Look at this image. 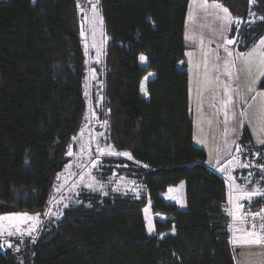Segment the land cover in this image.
Returning <instances> with one entry per match:
<instances>
[{"label":"trees","instance_id":"16d2710c","mask_svg":"<svg viewBox=\"0 0 264 264\" xmlns=\"http://www.w3.org/2000/svg\"><path fill=\"white\" fill-rule=\"evenodd\" d=\"M217 1L233 16L238 51L264 37V0ZM100 2L110 38L102 109L111 144L130 153L105 160L126 165L145 193L83 194L21 251L0 247V264H237L227 182L194 143L189 72L179 66L189 0ZM84 62L75 0H0V213L46 207L83 122ZM238 144L264 186V144L247 126ZM263 209L264 197L246 202L250 215Z\"/></svg>","mask_w":264,"mask_h":264},{"label":"rangeland","instance_id":"374dc122","mask_svg":"<svg viewBox=\"0 0 264 264\" xmlns=\"http://www.w3.org/2000/svg\"><path fill=\"white\" fill-rule=\"evenodd\" d=\"M254 1L252 0V2ZM75 3L79 16V31L85 59L83 88L86 110L83 122L67 148L66 157L68 161L63 169L55 175L46 207L33 212L0 213V217H12V219H0V247L2 249L11 248L14 252H18L24 249L25 244L35 242L45 228H49L62 217L65 209L81 201L83 194L106 196L111 193L141 197L145 193V187L130 177L128 172L124 170L127 167L126 165L107 161L114 157L130 158V153L118 150L111 144L108 135V118L102 109L105 76L109 71L107 55L110 38L106 31L101 2L100 0H91V2L90 0H75ZM93 4L96 6L95 11L92 9ZM205 16L208 20L211 19V14L205 13ZM223 20L225 21L223 15H215V26L217 27L218 24L219 28ZM252 20H255L254 13L251 14L249 21ZM263 47L264 45L259 44L254 48L251 52V63L249 65L246 61L244 72L243 65L245 61L242 63L238 56L228 55L232 48L226 41L221 52V59L224 60L225 57L231 63L225 64L220 69L218 95L216 94L214 101H210V105L207 106L206 109H209V111L201 110L195 103L190 106L194 117V125L197 129L200 130V127H202L207 132L206 136L199 135L194 143L204 148L207 154L209 153V168L220 172L227 182L228 200L224 206V211L232 220L229 223L230 240L237 256L242 245L253 241V238H249L247 233L257 231L246 229L242 224L233 221L240 222L243 217L242 210L246 206L240 204L242 196H244L240 190L244 187L239 186L237 181V173L240 177H243L241 169H239L241 168L239 166L240 160L237 158L242 150L240 149L241 146L238 144L233 159L229 160V157L225 159L223 168L220 167L219 163L225 156L232 154L235 138L239 136L240 122L242 120L246 122L249 118L248 109L254 104H256V107L251 125L254 127L259 121V126L262 127L264 89H259L257 84L264 76ZM225 49H227L226 53H224ZM229 95L231 96V102L225 105ZM249 97H251V101L248 100ZM208 102L209 97L206 96L205 103L208 104ZM244 109H247V113L243 116ZM220 129L221 134L217 137V141L212 140ZM233 140L234 143L231 144ZM229 146L231 147L230 150H228ZM217 147H219L218 155ZM69 152H71V155H69ZM123 153L128 155H123ZM258 156H260L259 153H256L255 159ZM246 164H248L247 160ZM236 169L238 170L235 173ZM249 171H251L252 176L255 174V171ZM252 179L248 183L252 184ZM259 179L261 180V177ZM176 194L174 193V195ZM143 210L147 229L154 232V218L149 202ZM260 213H264V209ZM27 217H34V219H28ZM261 225H264V216L263 220L256 225V228ZM242 247L245 248L246 246Z\"/></svg>","mask_w":264,"mask_h":264},{"label":"crops","instance_id":"0c3cea01","mask_svg":"<svg viewBox=\"0 0 264 264\" xmlns=\"http://www.w3.org/2000/svg\"><path fill=\"white\" fill-rule=\"evenodd\" d=\"M227 9L228 13H225L223 9ZM205 13L211 14V19L208 20L205 16ZM223 15L226 17L228 14H230L232 22H229L227 20H223L220 27L218 28L215 26V15ZM233 23V16L228 9L226 5H224L222 2L217 0H189V6L187 11V17H186V23H185V33H184V40L185 43L188 45L185 51V60L183 62H180L179 66L181 68H185L189 72V100H190V106L195 103L197 104L201 110L209 111V109H206L207 106L210 105V101H214V98L216 97V94L218 95L219 91V82L218 77L220 76V69L225 64L228 65L231 63V61L224 57V60L221 59V52L223 51L224 44L229 39L228 33L231 28V25ZM189 34V35H188ZM259 45V41L257 44H255L250 50H248L245 53H242L237 50L235 43L230 44L232 51V55L238 56L239 60L241 62H244L243 65V71L245 72V65L246 61H248L249 65L251 63V52L254 50V48ZM264 49V47H263ZM264 51V50H263ZM191 53V55H189ZM226 53V51L224 52ZM237 54V55H236ZM235 62V60H234ZM249 68V66H248ZM251 71V69L249 68ZM247 75V73H245ZM259 84V82H258ZM257 84V87H258ZM263 90V89H262ZM209 97L208 104L205 103V97ZM248 100L251 101V97L248 98ZM214 105V104H213ZM211 107V106H210ZM252 107V108H251ZM249 107V118H247L246 122L241 121L239 126V132L238 135L240 136L241 131L244 126H247L252 134L253 140L256 144H261L258 141L264 140V117L262 120V127L259 126V121L255 124L254 127L251 125V120L254 114V109L256 107V104ZM247 113V109H244L243 116ZM194 121V117H193ZM194 123V122H193ZM193 135L194 140L198 138L199 135H207V132L200 127V130L197 129L196 125H194L193 129ZM221 134V129L218 134H215L212 140L217 141V137ZM235 138L231 142V144L234 143L233 146V152L232 154H229L225 156L220 164V167L223 168L225 159L229 157L230 159H233L234 154L236 151V148H238V139ZM206 145V143H205ZM217 146V144H215ZM230 146L229 149L230 150ZM219 154V147H217V155ZM238 154V153H237ZM207 164L210 160L209 153L207 154ZM238 160H240L239 166L241 168V173L243 177H240L239 173L237 177V181L239 186L244 187V189H241L240 192L243 193L244 196L241 199L240 204L246 205V202L253 199H249L247 197V193L253 191V190H259L261 192H264V186L260 184L258 180L251 182V178H253L252 175H250L251 171L246 170V167H243L242 165H248L246 164V160L241 157V154H238ZM248 163V161H247ZM225 166V165H224ZM238 169L235 170V173ZM220 173V172H218ZM221 174V173H220ZM225 178V177H224ZM247 181V182H246ZM244 184V186H243ZM241 188V187H240ZM227 193H228V186H227ZM228 195V194H227ZM228 200V196H227ZM150 204V203H149ZM260 213V212H259ZM250 215L248 212L242 210V218L240 219V222L237 220H233L236 223L242 224L243 227L246 229H253L252 226H247L245 223L246 217ZM229 217V216H228ZM232 222L231 218L229 217V223ZM149 234H156V230L149 231ZM253 230L255 231L257 237H264V229L261 227L255 228ZM249 238H253L249 236ZM254 239V238H253ZM249 241V240H248ZM242 246H246L245 248ZM240 247L238 256L236 255V252L234 250L235 259L237 264H264V240H262L261 243H254V242H248L246 245H242ZM234 248V247H233Z\"/></svg>","mask_w":264,"mask_h":264},{"label":"snow or ice","instance_id":"6c2138e0","mask_svg":"<svg viewBox=\"0 0 264 264\" xmlns=\"http://www.w3.org/2000/svg\"><path fill=\"white\" fill-rule=\"evenodd\" d=\"M90 2H91V0H90ZM250 2H252V0H250ZM92 9H93V11L96 10V6H95V4L92 5ZM223 11H224L225 13H228V10H227L226 8L223 9ZM260 19H261V20H264V17H261ZM225 20H227V21H229V22H232L231 17H230V14H228V15L225 17ZM235 22H240V21H235ZM252 22H254V21H252ZM227 43H228V44H234L235 41H234V40H228ZM259 44L264 45V37H262V38L259 40ZM225 51H227V49H225ZM189 55H191V53H189ZM228 55L231 56L232 53H231V52H228ZM144 59H145L144 57H141V60H144ZM229 75H230V73H229ZM230 102H231V96L229 95V99H228V101L225 102V105H226L227 103H230ZM258 142L261 143V144H264V140H260V141H258ZM237 150H239V149H237ZM69 155H71V152H69ZM123 155H128V154H127V153H123ZM242 166H243V167H248V165H242ZM262 167H264V166H262ZM250 175H251V173H250ZM254 196H261V197H264V192H261V191H259V190H253V191L247 193V197H248L249 199H251V198L254 197ZM24 215H26V214H24ZM255 215H260V213H256ZM27 218H28V219H34V217H27ZM0 219H12V217H7V216H6V217H0ZM256 227H257L256 225H253V226H252L253 229H255ZM260 227H261L262 229H264V225H261ZM150 231H151V229H150ZM247 235H248V236H251V237L254 238L253 241H252V242H254V243H261L262 240H264V237H257L255 231L249 232V233H247Z\"/></svg>","mask_w":264,"mask_h":264},{"label":"built area","instance_id":"2783aa9c","mask_svg":"<svg viewBox=\"0 0 264 264\" xmlns=\"http://www.w3.org/2000/svg\"><path fill=\"white\" fill-rule=\"evenodd\" d=\"M255 214H251L246 217L245 223L247 224V226L258 225L259 222L263 220L264 213H260V215H255Z\"/></svg>","mask_w":264,"mask_h":264}]
</instances>
